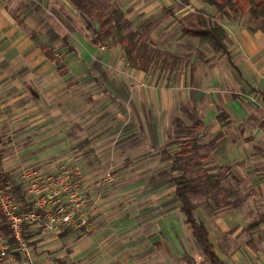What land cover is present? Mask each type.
<instances>
[{
	"label": "crops",
	"instance_id": "1",
	"mask_svg": "<svg viewBox=\"0 0 264 264\" xmlns=\"http://www.w3.org/2000/svg\"><path fill=\"white\" fill-rule=\"evenodd\" d=\"M54 1L0 0V135L24 131L27 135L24 142L29 146L37 142V138L33 140V133L61 132L60 102L65 96H62V87L68 93L71 88L70 92H77V78L66 80L67 71L62 72L54 60L59 38L69 45L67 35H60L59 27L53 21L60 19ZM146 6L151 10L143 15L144 19L151 27L154 21L153 26L160 25L154 29L155 35L162 25L164 36L179 33L180 38L177 42L170 39L171 44L164 47L171 60L170 64L166 63L168 81L154 96L160 113L153 112V102L149 104L152 119L165 118L163 109L169 110L170 117H174V126L171 125L168 132L161 130V139H169L165 148H161V153L171 160L167 176L179 175L175 173L179 170L172 171L173 159L179 158L185 168L180 174H185L186 165L192 160L198 169L203 168L200 170H204L206 176L212 177L213 182H219L217 175L221 171L227 176L224 182L239 184L228 197L226 206L199 208V205L195 215L204 223L208 240L223 264H264V223L248 221L244 206L236 202L247 184H258L260 194L264 195V29L244 23V17L222 15L199 0H189L188 3L154 0ZM157 10L162 11L159 18L155 13ZM191 15L196 20H186L192 18ZM200 16L224 27L226 52L215 51L208 45L201 46L197 37L184 32L193 27ZM125 17L130 22L133 18ZM194 39L196 45H189ZM116 47L119 54L108 56L105 62L106 69L112 74L102 73L103 76L97 78L100 96L102 100H110L112 107L119 108L120 103L127 102L133 113L141 116L137 105L142 107L139 95L140 90H144L142 81L146 73L132 67L121 47ZM104 50L105 47H99L100 56L97 55L94 65L100 63L106 53ZM94 89L97 87L89 89V101L98 94L93 93ZM71 95L68 94L70 113L75 111L76 101ZM45 99L52 101L50 109H46ZM13 117L21 118L13 124L17 127L10 126L11 122L5 123L7 118ZM45 118H48L47 122ZM133 118L138 117L134 115ZM16 142L12 137L1 144L16 147ZM175 146L181 149L176 153L167 151ZM256 173L260 176H255ZM235 192L238 195L234 197ZM161 215L158 223L156 219L143 223V216L133 214L135 228L138 223V231H149L147 244L154 248V255L148 264H170L169 256L156 253L157 248L164 245L157 230L167 237L166 231L173 234L178 227L184 226L196 240L180 206L177 212L166 208ZM69 229L52 236L40 231L30 240L32 258L25 264H78L82 257L78 258L76 244L71 243ZM194 259H185L184 264H197ZM21 260L20 255L19 258L15 255L14 264ZM206 260L203 264H212Z\"/></svg>",
	"mask_w": 264,
	"mask_h": 264
},
{
	"label": "rangeland",
	"instance_id": "2",
	"mask_svg": "<svg viewBox=\"0 0 264 264\" xmlns=\"http://www.w3.org/2000/svg\"><path fill=\"white\" fill-rule=\"evenodd\" d=\"M90 1L95 5L94 12L118 7L123 10L125 16L133 17L130 22L131 28L140 32V45L146 54L151 56L147 70H141L146 73L145 80L142 81L144 90H140L139 95L142 107L137 105V112H140L141 116L136 112L134 114L127 102L120 103L119 108L112 107L110 100L105 98L102 100L100 96L97 78L103 76L102 73L112 74L105 67L106 59L110 55L119 54L116 45L110 43L112 37L97 44L92 43L94 35L86 28V21L75 6L69 0H55L54 6L59 10L60 19L55 18L53 21L59 27L60 35H67L69 45H65L60 37L54 52V60L62 72L67 71L66 80L77 78V92H70L72 88L69 91L72 94L71 98L76 99L75 111L70 113L69 93L62 87V96L64 94L65 96L60 102L61 132L33 133V140L37 138V142L31 146L24 142L27 136L24 131L2 133L0 144L13 137L17 140V146L1 144V165L8 177L22 184L27 193L28 183L23 177L25 170L36 169L46 178L50 177L53 180L64 172L68 173V181L58 188L59 202L55 207L67 206L74 202L80 204V211L75 217L74 224L69 227L70 229H65L71 230L69 232L71 243L76 244L78 258L82 257L78 264H148L149 258L154 255V248L147 244L149 231H138V223L135 228L133 214L143 216V223L155 219L158 223L162 218L161 213L166 208L177 212L180 206L174 193L173 179L167 176L171 160L161 153L162 146L165 148V143L169 140L161 139V130L168 132L169 127L174 126V117H170L169 110L163 109L165 118L152 119L149 107L150 102H153V112L160 113L154 96L168 81L166 63L170 64L171 60L170 54L164 52V47L171 44L170 39L177 42L180 39L179 33L175 36H164L166 33L161 25V30H158L157 36L155 35L154 29L160 25L153 26L154 21L151 27L148 20L143 17L151 10L146 5L154 0ZM133 6L137 7L131 8ZM155 13L159 18L162 11L157 10ZM251 15L250 12L238 14L239 17L245 18L244 23L264 28V22ZM194 19L196 20V17L192 16L186 20L192 22ZM182 41L181 39L180 43ZM193 44L196 45L195 39L189 43ZM99 47H105L103 52L106 53H103L100 63L94 65L93 63L97 62L95 58L97 59V55L100 56ZM95 69L96 72L93 73ZM93 78L95 79L92 81ZM89 81L92 83L88 84ZM128 81L131 82L130 78ZM96 87L93 93L98 94L89 101L87 97L89 89ZM45 95L47 97L48 94ZM44 105L46 109H50L52 101L45 99ZM134 115L138 118L134 119ZM20 120V117L7 118L5 123L11 122L9 125L13 126ZM47 120L48 118H45L46 122ZM154 121L157 123L154 124ZM180 149L181 147L175 146L169 147L167 151L176 153ZM189 161L185 174L199 183L197 191L192 193L193 202L197 206L201 205L199 208L205 205L214 206V198H217L220 207L226 206L229 193L231 194L239 184L224 182V177L227 176L224 175L225 172L220 171L217 175L219 184L213 187L214 182L209 181L204 170L201 171L203 168L200 170L192 160ZM77 171L78 175L75 173ZM181 172L179 170L175 173ZM105 173L110 177L105 176ZM255 176H260V173H256ZM250 187L252 188L249 190ZM242 190L236 202L239 206H244L246 219L254 221L253 223L260 221L264 223V195L260 194L259 185L247 184ZM41 193L45 194V187L41 189ZM75 199L77 201H74ZM41 232L49 236L55 234ZM157 233L161 235L164 245L158 247L156 253L162 257L169 256L170 264H184L185 259L191 261L192 258H195L197 264L207 261L199 243L190 236L188 228L178 227L173 234L166 231L167 237L158 230ZM118 236L122 238L118 239Z\"/></svg>",
	"mask_w": 264,
	"mask_h": 264
},
{
	"label": "trees",
	"instance_id": "3",
	"mask_svg": "<svg viewBox=\"0 0 264 264\" xmlns=\"http://www.w3.org/2000/svg\"><path fill=\"white\" fill-rule=\"evenodd\" d=\"M78 12L84 17L86 21V28L92 32L93 43L97 44L99 41L112 37L111 45H119L126 57L127 61L134 68L147 70L150 54H146L140 45V32L131 28V23L126 19L122 9L114 7L106 10H96L95 5L90 0H69ZM182 3H188L189 0H180ZM204 4H208L215 8L220 14L231 17L232 15L243 14L250 12L255 15V19L264 22V0H199ZM251 15V16H252ZM97 24V26H96ZM259 28V27H258ZM261 28V27H260ZM264 29V28H263ZM185 33L199 39L201 46L208 45L215 51L226 52L225 40L227 38L226 30L219 23H212L210 19L205 16L198 17L197 23L193 27L186 28ZM166 53V52H165ZM52 57V54L49 53ZM166 61V60H165ZM185 170L181 165L179 158L173 159L172 171ZM209 181H212L211 176H207ZM173 187L176 198L180 202V208L188 224L192 230L194 237L199 243L204 255L212 264H223L217 254L212 248L208 240V231L200 218L195 215L197 204L192 200V193L197 191L199 183L194 178L188 177L185 174H179L173 178ZM218 182H214L213 187L218 186ZM0 186L5 188L8 192L15 195L18 202L21 204L19 214L36 210L41 213L35 206V202L30 198L22 184L12 180L1 168L0 159ZM222 187V186H221ZM222 189V188H221ZM232 194V193H231ZM238 193L235 192V196ZM230 196V193H229ZM228 196V197H229ZM208 199L210 198L207 197ZM228 203V201H227ZM225 203V204H227ZM214 206H220V201L214 198ZM39 227V228H38ZM40 226L33 225V223H23V238L29 246L30 240L40 233ZM0 232L4 234L10 241L12 249L17 248L12 230L9 223L5 220L0 211ZM15 255L19 258V254L15 251Z\"/></svg>",
	"mask_w": 264,
	"mask_h": 264
},
{
	"label": "built area",
	"instance_id": "4",
	"mask_svg": "<svg viewBox=\"0 0 264 264\" xmlns=\"http://www.w3.org/2000/svg\"><path fill=\"white\" fill-rule=\"evenodd\" d=\"M75 173L78 175L79 172ZM106 176L110 177L109 174ZM23 177L28 183L29 194H27L34 200L35 206L41 210V213H38L36 210H30L29 212L19 214L21 204L15 195L0 186V211L9 223L17 244V248L12 249L9 239L0 232L1 264H14L15 251L18 252L22 259V263L20 262L19 264L31 262L32 249L24 240L22 234L24 222L40 226V229H38L40 231L58 233L71 227L80 211V204H75V202L67 206L60 205L55 207L59 202L58 188L68 181L69 176L67 172H64L59 178L53 180L50 177L46 178L36 169H29L24 171ZM43 187H45V194L42 195L41 189ZM63 188L65 187L63 186ZM74 201H77V199Z\"/></svg>",
	"mask_w": 264,
	"mask_h": 264
}]
</instances>
